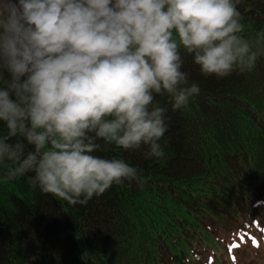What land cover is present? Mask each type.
I'll return each instance as SVG.
<instances>
[{"label": "clouds", "instance_id": "1", "mask_svg": "<svg viewBox=\"0 0 264 264\" xmlns=\"http://www.w3.org/2000/svg\"><path fill=\"white\" fill-rule=\"evenodd\" d=\"M243 0H0V170L43 193L87 204L139 179L105 144L166 157L172 110L204 75L251 70L264 28L245 35Z\"/></svg>", "mask_w": 264, "mask_h": 264}, {"label": "trees", "instance_id": "2", "mask_svg": "<svg viewBox=\"0 0 264 264\" xmlns=\"http://www.w3.org/2000/svg\"><path fill=\"white\" fill-rule=\"evenodd\" d=\"M239 7L255 36L264 0ZM181 51L201 91L177 110L158 95L169 106L166 157L114 144L98 153L139 166V179L74 204L0 170V264H252L264 236V55L217 77Z\"/></svg>", "mask_w": 264, "mask_h": 264}, {"label": "rangeland", "instance_id": "3", "mask_svg": "<svg viewBox=\"0 0 264 264\" xmlns=\"http://www.w3.org/2000/svg\"><path fill=\"white\" fill-rule=\"evenodd\" d=\"M217 250L218 252H221L223 250V245L221 244H212ZM211 251H212V248L210 247ZM256 252L258 254H255L253 255V257H251L249 259V261L252 263V264H264V243H263V247L261 250L258 249H255ZM222 259L221 260H218V264H222ZM232 264H235V263H232ZM238 264H245L244 262H238Z\"/></svg>", "mask_w": 264, "mask_h": 264}]
</instances>
